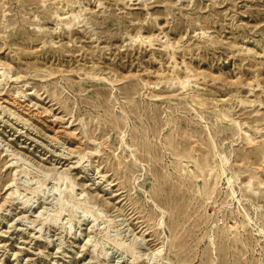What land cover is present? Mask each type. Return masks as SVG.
I'll return each instance as SVG.
<instances>
[{
	"label": "rangeland",
	"instance_id": "374dc122",
	"mask_svg": "<svg viewBox=\"0 0 264 264\" xmlns=\"http://www.w3.org/2000/svg\"><path fill=\"white\" fill-rule=\"evenodd\" d=\"M264 0H0V264H264Z\"/></svg>",
	"mask_w": 264,
	"mask_h": 264
},
{
	"label": "bare ground",
	"instance_id": "6f19581e",
	"mask_svg": "<svg viewBox=\"0 0 264 264\" xmlns=\"http://www.w3.org/2000/svg\"><path fill=\"white\" fill-rule=\"evenodd\" d=\"M262 162H264V161H262Z\"/></svg>",
	"mask_w": 264,
	"mask_h": 264
}]
</instances>
